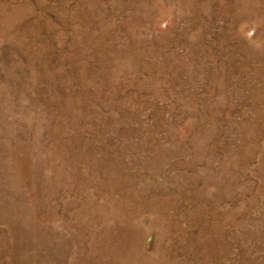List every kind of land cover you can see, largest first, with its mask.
<instances>
[{
    "label": "rangeland",
    "instance_id": "374dc122",
    "mask_svg": "<svg viewBox=\"0 0 264 264\" xmlns=\"http://www.w3.org/2000/svg\"><path fill=\"white\" fill-rule=\"evenodd\" d=\"M0 264H264V0H0Z\"/></svg>",
    "mask_w": 264,
    "mask_h": 264
},
{
    "label": "bare ground",
    "instance_id": "6f19581e",
    "mask_svg": "<svg viewBox=\"0 0 264 264\" xmlns=\"http://www.w3.org/2000/svg\"><path fill=\"white\" fill-rule=\"evenodd\" d=\"M253 140V139H252Z\"/></svg>",
    "mask_w": 264,
    "mask_h": 264
}]
</instances>
